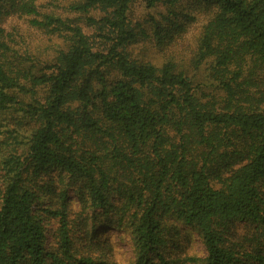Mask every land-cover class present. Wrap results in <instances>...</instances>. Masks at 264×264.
<instances>
[{
  "label": "trees",
  "instance_id": "1",
  "mask_svg": "<svg viewBox=\"0 0 264 264\" xmlns=\"http://www.w3.org/2000/svg\"><path fill=\"white\" fill-rule=\"evenodd\" d=\"M101 226L264 264V0H0V264H116Z\"/></svg>",
  "mask_w": 264,
  "mask_h": 264
},
{
  "label": "rangeland",
  "instance_id": "2",
  "mask_svg": "<svg viewBox=\"0 0 264 264\" xmlns=\"http://www.w3.org/2000/svg\"><path fill=\"white\" fill-rule=\"evenodd\" d=\"M186 3L185 5H187ZM191 9V6H190ZM201 9L199 7H194L192 13L196 14ZM139 14V13H137ZM198 20L195 25L189 31V34L186 38V43H190L191 38L198 32V28L206 21V18L200 15L199 13L195 15ZM19 25L22 27V30H25L24 22L18 21L16 19H10L5 24L4 27L10 30L13 26ZM31 39H33L31 37ZM55 175V173H54ZM74 195L72 194V197ZM75 201V198H74ZM76 202V201H75ZM49 201L46 202L48 204ZM44 205V204H43ZM49 229L55 228L56 221L50 219ZM176 228L178 231V236L176 238V247L172 250L173 247H170L166 252L170 254L173 259L177 257L185 258H197L203 259L206 256V251L203 243L201 242L199 236L195 233L192 228L186 227L183 224L176 223ZM233 233L235 238L240 242H244L245 246L249 247V242L254 237H259V233H255V226L250 224H241L238 223L233 228ZM48 238L51 240V233H48ZM97 240L101 241L104 244H111L114 248L113 257L116 264H132L134 261V255L132 253L131 242L129 237L119 231L110 229L109 227L101 226L97 230ZM261 248H264V239L259 243ZM192 264V263H186Z\"/></svg>",
  "mask_w": 264,
  "mask_h": 264
}]
</instances>
